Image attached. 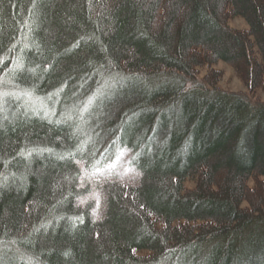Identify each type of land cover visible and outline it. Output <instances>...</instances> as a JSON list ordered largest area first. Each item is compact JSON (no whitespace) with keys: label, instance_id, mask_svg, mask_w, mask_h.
Listing matches in <instances>:
<instances>
[{"label":"trees","instance_id":"16d2710c","mask_svg":"<svg viewBox=\"0 0 264 264\" xmlns=\"http://www.w3.org/2000/svg\"><path fill=\"white\" fill-rule=\"evenodd\" d=\"M220 61L264 91V0H0V264H264V105L187 85ZM122 150L137 186L83 182Z\"/></svg>","mask_w":264,"mask_h":264},{"label":"rangeland","instance_id":"374dc122","mask_svg":"<svg viewBox=\"0 0 264 264\" xmlns=\"http://www.w3.org/2000/svg\"><path fill=\"white\" fill-rule=\"evenodd\" d=\"M229 25L236 30H245L247 29V24L241 18H233L230 20ZM217 76L216 82L213 85H210L206 81V76L210 77L211 75ZM194 82H188L187 85L192 86L195 83H206V87L212 89L218 88V90L231 93L247 96L252 103L263 104L264 105V91L261 89H248L246 84L243 82L241 77L233 70L232 66L225 62H218L211 68L203 67L196 70V78ZM204 80V81H203ZM94 180H112L120 183H124L130 186H137L140 180L139 172L130 164V152L128 150H122L118 154L114 162L110 163L102 170L95 171L94 173L83 174V182L90 183ZM254 180L250 179L248 181L249 186L254 185ZM194 187V182L187 180L185 182V190L191 189ZM92 199L95 202V208L93 211V217L99 219L104 215L105 206L103 205V197L101 193L96 190H92L89 196L85 199L79 201L80 204H85L87 200ZM244 207L247 206L246 202L242 204ZM242 206V207H243ZM148 252L143 251L138 253L139 256H146Z\"/></svg>","mask_w":264,"mask_h":264}]
</instances>
